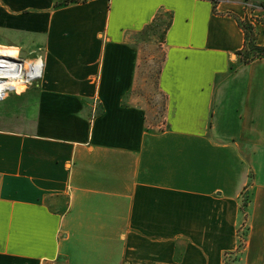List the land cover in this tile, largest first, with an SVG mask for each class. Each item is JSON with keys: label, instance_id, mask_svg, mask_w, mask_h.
Masks as SVG:
<instances>
[{"label": "crops", "instance_id": "obj_1", "mask_svg": "<svg viewBox=\"0 0 264 264\" xmlns=\"http://www.w3.org/2000/svg\"><path fill=\"white\" fill-rule=\"evenodd\" d=\"M250 17L242 0H0V52L43 61L0 100V264H264ZM163 18L154 123L139 37Z\"/></svg>", "mask_w": 264, "mask_h": 264}, {"label": "rangeland", "instance_id": "obj_2", "mask_svg": "<svg viewBox=\"0 0 264 264\" xmlns=\"http://www.w3.org/2000/svg\"><path fill=\"white\" fill-rule=\"evenodd\" d=\"M242 3L247 9H249L248 4L253 5V8L249 9L251 15L250 20L248 18L240 19V24L245 32V48L242 51V59L244 61H249L253 58L263 56L259 48H264V14L258 10L264 8V2L242 0ZM167 20L168 19L163 18V20L152 24L142 33L141 37H139V44L144 49V57L146 59L145 77H148L146 83L144 84V90L147 92V96L152 108L149 118L154 123L161 122L164 107L163 96L157 91L156 88V77L162 60L161 43L163 39V29L167 23ZM251 20L253 22H251ZM12 52H14L15 56L25 59L14 50ZM38 58L41 59V57ZM238 230L241 237L239 246H244L245 238L243 234H245V231L243 230L242 226L239 227Z\"/></svg>", "mask_w": 264, "mask_h": 264}, {"label": "built area", "instance_id": "obj_3", "mask_svg": "<svg viewBox=\"0 0 264 264\" xmlns=\"http://www.w3.org/2000/svg\"><path fill=\"white\" fill-rule=\"evenodd\" d=\"M249 9L253 5L248 4ZM261 8V7H260ZM2 48H8L1 46ZM43 75V61L40 58L32 60L21 59L14 54L0 55V100L4 99L10 92L17 91V83L23 87L41 79Z\"/></svg>", "mask_w": 264, "mask_h": 264}, {"label": "trees", "instance_id": "obj_4", "mask_svg": "<svg viewBox=\"0 0 264 264\" xmlns=\"http://www.w3.org/2000/svg\"><path fill=\"white\" fill-rule=\"evenodd\" d=\"M72 1H76V0H65V3H69V2H72ZM259 50L261 51L262 55L264 56V48L260 47Z\"/></svg>", "mask_w": 264, "mask_h": 264}, {"label": "bare ground", "instance_id": "obj_5", "mask_svg": "<svg viewBox=\"0 0 264 264\" xmlns=\"http://www.w3.org/2000/svg\"><path fill=\"white\" fill-rule=\"evenodd\" d=\"M4 54H5V53H4ZM0 55H2V52H0ZM5 55H10V54H5ZM13 85H16V86H17V89H19V88H24L23 86L17 84L16 82L13 83Z\"/></svg>", "mask_w": 264, "mask_h": 264}]
</instances>
